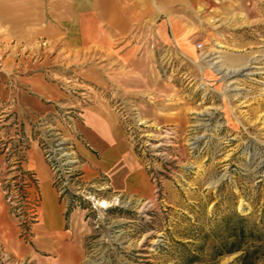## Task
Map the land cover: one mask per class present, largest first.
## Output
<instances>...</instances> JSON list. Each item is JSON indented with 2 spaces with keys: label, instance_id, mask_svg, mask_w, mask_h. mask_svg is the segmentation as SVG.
I'll use <instances>...</instances> for the list:
<instances>
[{
  "label": "rangeland",
  "instance_id": "obj_1",
  "mask_svg": "<svg viewBox=\"0 0 264 264\" xmlns=\"http://www.w3.org/2000/svg\"><path fill=\"white\" fill-rule=\"evenodd\" d=\"M37 1L45 14L47 0ZM199 7L186 16V51L142 28L132 49L117 53L124 60L109 62L87 51H45L42 35L30 49L8 41L22 68L59 58L45 73L66 105L29 122L0 100V264H241L242 252L217 255L238 219L252 235L242 249L251 264H264V0ZM95 100L137 157L143 193H114L105 176L84 171L78 124ZM30 141L66 234L46 253L31 241L42 196L22 168Z\"/></svg>",
  "mask_w": 264,
  "mask_h": 264
},
{
  "label": "crops",
  "instance_id": "obj_2",
  "mask_svg": "<svg viewBox=\"0 0 264 264\" xmlns=\"http://www.w3.org/2000/svg\"><path fill=\"white\" fill-rule=\"evenodd\" d=\"M204 4L206 0H47L43 14L37 0H0V100L13 101L14 111L28 116L29 122L66 105L65 95L45 73V67L59 58L33 61L25 69L18 64L22 60L13 57L14 45H20V50L30 49L36 36L42 35L45 51H87L109 62L118 52L132 49L134 32L142 28L144 34L154 35L161 43H167L170 36L177 50L186 51L192 46L189 38L193 34L186 16ZM118 58L124 60L121 55ZM11 83H18L20 88L13 85L11 90ZM23 124L27 126V122ZM78 130L84 145L77 144L76 149L88 175L105 176L106 187L114 193L146 191L137 157L101 102L95 100L82 110ZM22 168L38 180L40 220L34 224L31 241L35 251L46 253L66 234L47 167L33 141L28 143Z\"/></svg>",
  "mask_w": 264,
  "mask_h": 264
},
{
  "label": "trees",
  "instance_id": "obj_3",
  "mask_svg": "<svg viewBox=\"0 0 264 264\" xmlns=\"http://www.w3.org/2000/svg\"><path fill=\"white\" fill-rule=\"evenodd\" d=\"M242 222V219L237 220V226L233 227L234 229L220 242L217 247V255L222 254H232L236 252H242L240 256L241 264H251L249 256L252 252H249L247 249H242V246L245 244V239L251 237L250 232L245 233L243 228L239 225ZM258 240L259 237H256ZM193 257V256H191ZM193 258L189 260L192 261Z\"/></svg>",
  "mask_w": 264,
  "mask_h": 264
},
{
  "label": "built area",
  "instance_id": "obj_4",
  "mask_svg": "<svg viewBox=\"0 0 264 264\" xmlns=\"http://www.w3.org/2000/svg\"><path fill=\"white\" fill-rule=\"evenodd\" d=\"M194 47L195 49L199 50L201 48V44L197 43L194 45ZM45 161L53 169L54 159L48 152L45 153Z\"/></svg>",
  "mask_w": 264,
  "mask_h": 264
},
{
  "label": "bare ground",
  "instance_id": "obj_5",
  "mask_svg": "<svg viewBox=\"0 0 264 264\" xmlns=\"http://www.w3.org/2000/svg\"><path fill=\"white\" fill-rule=\"evenodd\" d=\"M98 205L100 207H104L106 205V202L105 201H98Z\"/></svg>",
  "mask_w": 264,
  "mask_h": 264
}]
</instances>
